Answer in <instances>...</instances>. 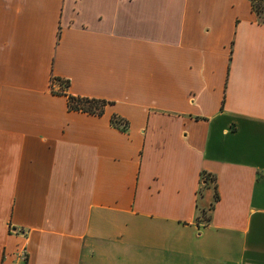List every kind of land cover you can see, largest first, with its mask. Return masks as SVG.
<instances>
[{"label": "crops", "instance_id": "crops-1", "mask_svg": "<svg viewBox=\"0 0 264 264\" xmlns=\"http://www.w3.org/2000/svg\"><path fill=\"white\" fill-rule=\"evenodd\" d=\"M0 264H264L250 0H0Z\"/></svg>", "mask_w": 264, "mask_h": 264}, {"label": "trees", "instance_id": "trees-1", "mask_svg": "<svg viewBox=\"0 0 264 264\" xmlns=\"http://www.w3.org/2000/svg\"><path fill=\"white\" fill-rule=\"evenodd\" d=\"M250 5L252 10L255 12V14L258 17L263 18L264 16V0H250ZM56 81H61L60 79H57ZM65 82V86H68V82ZM66 102L67 107L69 110H80L91 114L100 115L103 112L104 106L106 105L105 100L97 99V98H86V97H78V96H72L70 94H66ZM112 125L114 127H117L121 130H124L126 128L127 122L118 117L113 115L110 119ZM203 180L205 183L214 181V178L209 175H204ZM216 196L214 197V201L216 200ZM212 204L208 206L207 209H201L200 210V216L199 220L201 221H208L209 215L208 212L211 211Z\"/></svg>", "mask_w": 264, "mask_h": 264}, {"label": "built area", "instance_id": "built-area-1", "mask_svg": "<svg viewBox=\"0 0 264 264\" xmlns=\"http://www.w3.org/2000/svg\"><path fill=\"white\" fill-rule=\"evenodd\" d=\"M24 258V256H22V259Z\"/></svg>", "mask_w": 264, "mask_h": 264}]
</instances>
